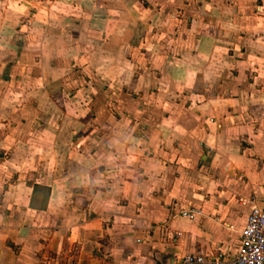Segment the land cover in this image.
I'll return each instance as SVG.
<instances>
[{
	"label": "crops",
	"instance_id": "1",
	"mask_svg": "<svg viewBox=\"0 0 264 264\" xmlns=\"http://www.w3.org/2000/svg\"><path fill=\"white\" fill-rule=\"evenodd\" d=\"M253 207L264 0H0V264L227 261Z\"/></svg>",
	"mask_w": 264,
	"mask_h": 264
},
{
	"label": "built area",
	"instance_id": "2",
	"mask_svg": "<svg viewBox=\"0 0 264 264\" xmlns=\"http://www.w3.org/2000/svg\"><path fill=\"white\" fill-rule=\"evenodd\" d=\"M201 213V210L191 208L181 212V215L195 219ZM172 264H264V210L252 208L234 258L225 261L212 255L193 254L173 261Z\"/></svg>",
	"mask_w": 264,
	"mask_h": 264
}]
</instances>
